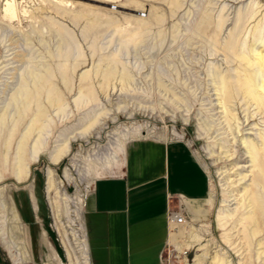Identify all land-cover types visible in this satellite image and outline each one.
<instances>
[{"label": "rangeland", "instance_id": "374dc122", "mask_svg": "<svg viewBox=\"0 0 264 264\" xmlns=\"http://www.w3.org/2000/svg\"><path fill=\"white\" fill-rule=\"evenodd\" d=\"M256 46L264 0H0V219L14 209L24 234L6 224L10 264H91L86 200L140 137L185 141L210 181L167 264H264V104L241 87Z\"/></svg>", "mask_w": 264, "mask_h": 264}, {"label": "crops", "instance_id": "0c3cea01", "mask_svg": "<svg viewBox=\"0 0 264 264\" xmlns=\"http://www.w3.org/2000/svg\"><path fill=\"white\" fill-rule=\"evenodd\" d=\"M209 192L207 171L185 141L132 140L119 169L99 177L86 200L91 264H167L169 205L182 197L198 207ZM0 242V264H10L1 234Z\"/></svg>", "mask_w": 264, "mask_h": 264}, {"label": "bare ground", "instance_id": "6f19581e", "mask_svg": "<svg viewBox=\"0 0 264 264\" xmlns=\"http://www.w3.org/2000/svg\"><path fill=\"white\" fill-rule=\"evenodd\" d=\"M5 16L8 17L11 20L18 17V14H17V12L15 10V4L14 3H9L8 4V8L6 10V15ZM250 54L248 52L244 51L241 54V58H242V60H244V59L246 60L245 63L248 66L251 65V66L254 67V73L246 74L241 79V83H242L241 87H242V90L244 91L245 95H247L248 98L254 99L260 104H264V47L263 46H261V47L260 46L259 47L256 46V48H253V50H251ZM221 90H222V94L224 96H227L228 98L231 96V94H230L231 93L230 92V86H229V84L226 81L223 82V86H222ZM19 148H20V152L21 153H18L19 154V161H18V166L17 167H18V169L22 170L21 169V166H22V155L21 154L23 152V146H19ZM251 153H252L253 161L257 163L258 156H257L256 150L253 151V147H252V152ZM51 161L56 162L57 160L51 159ZM256 165L261 169L260 172H263L262 171V167L263 166L260 165V163H257ZM21 175L22 174L19 172V174L16 175V178L18 180L23 178V176H21ZM256 177L257 176H255V178ZM70 183H71L70 179H68L67 181L64 180V185L65 186H67ZM259 184H260V182H259ZM63 192H65V191H63ZM254 196H255V194H251V195H249L250 198H247V199L248 200L250 199V201L252 203H254V199H255L257 202H259V208L261 209V206H263L262 201H260V198H257V197H254ZM252 207L253 208L251 209L248 217L250 219H252V222H255V223H253V225H255V228L256 227L258 228V224H260V223L258 222V220L256 218L255 207L254 206H252ZM6 208H7V213L9 212V214L7 216L8 220H6V218H4V217L0 219V234H1L2 244L5 247V249L8 250L9 253H12V244H13L14 247H17V250L20 252L22 250L20 248L21 244L19 246L18 243L16 244V242H15L16 240H14V239L11 240L10 239V237L8 235L9 231L7 232L6 224L10 225L11 229H14V231L16 233V236L18 235L20 239H23L24 238V234H23V229H22V220H21L19 214L14 209H10V207H7V206H6ZM230 214L231 213L229 212V210H227V211H225L223 213V215L226 216V217L225 218L224 217H220V219H219L220 225H223V226L226 225V222H228V220L231 218ZM223 215H221V216H223ZM256 232H254V234H256ZM23 246H25V245H23ZM25 248H26V246H25ZM23 253L25 254V252H23ZM12 257H13V260L15 261V264H23V259L22 258L20 260H18L15 255H12ZM49 257H51V261L56 259L57 262L62 264L61 261H59V259L56 257L54 252H52ZM224 262L225 261L221 258V259H219L218 264H224ZM59 263H56V264H59Z\"/></svg>", "mask_w": 264, "mask_h": 264}, {"label": "built area", "instance_id": "2783aa9c", "mask_svg": "<svg viewBox=\"0 0 264 264\" xmlns=\"http://www.w3.org/2000/svg\"><path fill=\"white\" fill-rule=\"evenodd\" d=\"M167 218L170 224L172 237L176 233L180 234L178 240L180 241L179 243H181V246H179L178 241L172 238V241L168 244L170 249L169 252L171 254L177 255L179 258H181L183 255L186 256L189 249L185 246L182 247L183 243L181 241V237H184V235L187 233V229L190 225V216L188 215V205L184 198L179 197L177 202L169 205L167 210ZM182 233H184V235H181Z\"/></svg>", "mask_w": 264, "mask_h": 264}, {"label": "water", "instance_id": "95a60500", "mask_svg": "<svg viewBox=\"0 0 264 264\" xmlns=\"http://www.w3.org/2000/svg\"><path fill=\"white\" fill-rule=\"evenodd\" d=\"M69 190H72V187L71 186L69 187Z\"/></svg>", "mask_w": 264, "mask_h": 264}]
</instances>
